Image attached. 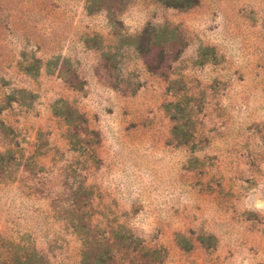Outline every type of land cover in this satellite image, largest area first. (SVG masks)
<instances>
[{"label":"rangeland","instance_id":"rangeland-1","mask_svg":"<svg viewBox=\"0 0 264 264\" xmlns=\"http://www.w3.org/2000/svg\"><path fill=\"white\" fill-rule=\"evenodd\" d=\"M177 4L0 0V264H264V0Z\"/></svg>","mask_w":264,"mask_h":264},{"label":"trees","instance_id":"trees-1","mask_svg":"<svg viewBox=\"0 0 264 264\" xmlns=\"http://www.w3.org/2000/svg\"><path fill=\"white\" fill-rule=\"evenodd\" d=\"M177 1L178 8L187 9L199 4L200 0H171ZM169 4V3H168ZM171 5V4H170ZM130 233V234H127ZM123 231L117 238L116 244L106 243L93 246L84 245L82 264H164L167 251L161 247L150 248L145 241L132 232ZM127 234V235H126ZM130 241L131 246L124 245ZM121 247V248H120ZM120 248V250H119ZM22 264V263H18Z\"/></svg>","mask_w":264,"mask_h":264}]
</instances>
